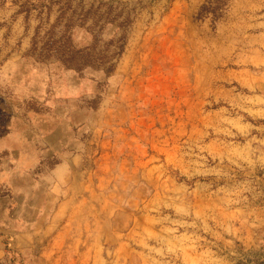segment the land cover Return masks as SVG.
<instances>
[{"label": "rangeland", "instance_id": "1", "mask_svg": "<svg viewBox=\"0 0 264 264\" xmlns=\"http://www.w3.org/2000/svg\"><path fill=\"white\" fill-rule=\"evenodd\" d=\"M17 51L81 139L56 264H264V0H0Z\"/></svg>", "mask_w": 264, "mask_h": 264}, {"label": "crops", "instance_id": "2", "mask_svg": "<svg viewBox=\"0 0 264 264\" xmlns=\"http://www.w3.org/2000/svg\"><path fill=\"white\" fill-rule=\"evenodd\" d=\"M28 57L24 51L0 56V71L11 80L0 93V264H56V252L75 236L68 229L78 214L68 191L81 142L76 120L20 108L29 92L12 83L18 70L11 75L9 65ZM253 225L251 243L263 235L264 219Z\"/></svg>", "mask_w": 264, "mask_h": 264}, {"label": "trees", "instance_id": "3", "mask_svg": "<svg viewBox=\"0 0 264 264\" xmlns=\"http://www.w3.org/2000/svg\"><path fill=\"white\" fill-rule=\"evenodd\" d=\"M204 8H205V6H204ZM70 25H71L70 23L67 24V26H70Z\"/></svg>", "mask_w": 264, "mask_h": 264}]
</instances>
